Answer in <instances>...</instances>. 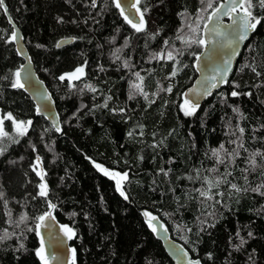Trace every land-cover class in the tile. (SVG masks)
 Segmentation results:
<instances>
[{
	"label": "trees",
	"instance_id": "obj_1",
	"mask_svg": "<svg viewBox=\"0 0 264 264\" xmlns=\"http://www.w3.org/2000/svg\"><path fill=\"white\" fill-rule=\"evenodd\" d=\"M144 3L147 32L135 33L111 0L107 5L97 0L95 7L92 0H5L29 60L51 94L60 133L35 114L22 89L11 86L21 57L11 41L9 18L0 9V77H7L0 79V116L11 113L17 121H32L27 135L16 137L12 122L4 119V130L19 143L0 138V147L7 146L0 156V236L5 230L14 234L0 240V264H41L38 236L28 231L35 229V217L50 211L37 196L41 179L32 170L37 157L38 171L46 172L48 200L56 205L53 216L76 233L69 240L76 264H172L141 209L157 214L171 238L203 264H264V195L252 191L264 184V159L255 158V170L248 163L252 153H264V21L247 41L228 83L186 116L182 93L196 77L195 58L203 47H189L175 37L182 27L181 35H193L186 25L203 5L200 0ZM211 11L202 14L205 19ZM182 12L189 14L187 20ZM255 14L264 11L257 8ZM202 27L203 22L201 38ZM157 32L155 39L148 35ZM69 38L68 45L56 47ZM118 48L119 60L113 55ZM162 49L181 54L175 61L155 58ZM78 67L84 68L79 79H59ZM136 72L144 77L147 99L140 94L129 99L130 83L139 82ZM168 87L170 93L159 90ZM233 90L252 95L232 97ZM95 164L128 174L122 183L128 199ZM206 180L221 181L210 190L213 199L200 196L209 191ZM232 184L242 190H233ZM22 214L28 220L17 227ZM241 238L247 242L237 250ZM21 242L24 248L17 251Z\"/></svg>",
	"mask_w": 264,
	"mask_h": 264
},
{
	"label": "snow or ice",
	"instance_id": "obj_2",
	"mask_svg": "<svg viewBox=\"0 0 264 264\" xmlns=\"http://www.w3.org/2000/svg\"><path fill=\"white\" fill-rule=\"evenodd\" d=\"M69 3H71V0H68ZM162 2V0H161ZM97 3V0H92V7H95ZM112 5L119 10L120 16L123 18L124 22L128 24L131 29L134 30L135 33H141V32H147V21L145 20V14L148 11V6L146 3H144V0H132V2L129 4L128 0H111ZM201 5L203 7L199 8L197 12L195 13V18L192 22L187 23V27L190 30V32L193 34L192 36H183L181 33L184 31V28H180L176 33V40H179L181 43L191 47V45L196 44L199 47L208 48L209 43L204 38L199 37L200 33V24L203 22V28L208 33L209 36L215 38L214 42L216 47L218 48H227L230 49V52L226 57H221L222 60V66L215 69L214 73L210 77H206L205 80V86H203L201 89H196L192 93V98H185L183 100V103L181 105V110L184 112L186 116L194 115L196 110L199 108V98L202 96L211 95L212 89H215L218 87L219 84H225L228 83V74L231 71L232 68V57L239 54V48L241 42L245 41L248 38V35L250 32H254L257 29V26L264 21V15H256L255 11L258 8L261 11H264V0H225L223 4H219L218 6L214 7L215 0H200ZM143 4V8L141 5ZM105 5H107V0H105ZM0 9H3L4 13H8V9L5 5V0H0ZM132 9H135V12H132ZM208 9H211V13L207 15L206 19L202 15L203 13H206ZM127 11V14H126ZM181 17L185 18L187 20L188 13L182 12L179 14ZM139 17L137 20L136 17ZM223 16H228L229 19H231L232 24L227 26L229 31H225L224 28L221 25V18ZM9 20H11V17H9ZM58 22L63 23L64 21L61 18H58ZM75 23V21H73ZM209 25H212L211 28H209ZM150 38L155 39V36L158 35V32L155 34H148ZM23 39L22 36H19V34L16 31H13L11 33V41H16L17 39ZM75 39V38H73ZM223 41H226L224 43ZM64 41H59L56 44V47H61L63 45ZM125 46H128V40H125ZM37 47H42L41 45H37ZM169 47V40L164 41V48ZM120 52V49H116V51L113 53L115 56V59L119 60L120 56L118 53ZM180 51L176 50V55H180ZM176 55L173 54V51H167L166 53L162 49L160 53H154V57L157 59H167L168 61H175ZM216 51L215 49L213 52L206 57L207 60H214L216 58ZM197 61H199L201 58L197 56ZM124 66L129 67V63L127 60L124 61ZM243 67H251V71L255 73L257 77L261 76L262 74L256 70L255 66L250 65H244ZM23 69L17 70L13 73L15 79L12 82L11 86L16 89H23L25 87V84L21 82V71ZM84 74V68L78 67L76 70L72 73L61 75L59 79L61 81L65 80L66 78L71 82L72 80L79 79ZM137 82L130 83V94L129 99L134 98L135 94H140L145 97V99L148 98V94L144 91L143 87V81L144 77L140 75L139 72H136L135 74ZM177 75V69L174 68L171 76L174 77ZM30 78V77H29ZM0 79H7V77H0ZM86 87L89 88L91 91H96L94 88H92L91 85H86ZM232 87L234 89L239 88L238 84H235L233 82ZM160 91H167L171 92L172 88L168 87L167 89H159ZM187 96L188 94H184ZM230 95L232 97H238L240 95H247L251 96V92L246 93H240L236 90L231 91ZM44 99L50 100V96L43 97ZM110 99V97H109ZM154 102V101H152ZM103 107H107V101H105V104ZM37 114H44L46 111V106L44 105H38L37 106ZM123 111V110H121ZM234 112H239L238 108L233 109ZM5 119L10 120L12 122V125L15 129V135L16 137H24L27 135L29 127L32 125V121H17L13 118L11 113H8ZM56 127L57 131H60L59 126L54 125ZM240 133L243 134L244 129H239ZM129 135L131 136L132 133L130 132ZM0 138H8L13 143H19V139H16L13 136H10L9 132L4 130V119H0ZM242 147V145H241ZM7 146L0 147V156L4 154L6 151ZM221 149L224 148L223 144L220 146ZM245 151H247L245 149ZM214 155H216V151L213 152ZM238 155V153H237ZM260 156L262 159H264V153H261L259 151L252 153L251 158L249 159L248 163L250 167L255 170V168L258 166L256 162V157ZM222 160H218V163H222ZM95 167L102 172L104 175L108 176L111 179L116 180V186L117 190L120 192V195L124 197L125 199H128L127 195L121 188L122 181H126L128 179L127 173H119V172H110L108 169L102 167L99 164H95ZM40 168V158L37 157V163L33 167V171L36 172V174L40 177L41 183L37 186L39 188V192L37 193V196L44 198L47 203L48 207L50 209H54L56 207L55 204H53L50 200H48V193L49 189L47 184L44 182V177L46 175V172L43 170H39ZM163 171V169L161 170ZM215 171V169H213ZM167 173H165L166 175ZM189 179H192L191 177ZM206 183L209 185V191H200V196L205 197L206 199H213V196L210 194V190L212 188H218L221 181L217 180L214 184L210 180H206ZM231 188L237 192L241 191L242 189L238 188L237 185L232 184ZM264 188V184L260 185L257 188L252 189V191L258 192L261 195H264V192H261L260 189ZM246 191L247 189H243ZM199 191V190H198ZM216 195H223L222 193H216ZM36 197H33L35 199ZM0 199H3V193H0ZM219 202V201H217ZM7 205V201H5V206ZM8 215H11V212L9 211ZM75 215V213H73ZM145 216L148 217V226L152 229L153 232H156L157 229L153 226L152 221H155L157 218L155 216L150 215L149 213H145ZM37 223L35 226V229H32L31 227L28 228V231H36V235L40 236V229L47 226V223L51 220H54L55 217L52 215V212H45L37 217L34 218ZM28 220V217L24 214H22L19 217V220L16 222V226L19 227L21 223H26ZM11 223V221H9ZM204 221H201V224H204ZM209 227H214V224L208 225ZM60 230L64 233V235L69 239H73L76 235V233L73 231V229L67 225H61ZM204 228H201V231H203ZM166 231V230H165ZM12 235L11 233H8L7 230L4 231V235L0 236V240H4L7 238H10ZM239 235V233H237ZM248 235L251 237L252 233L249 232ZM247 241L241 238L240 245L236 246L237 250H239V247H241L243 244H245ZM24 248V244L21 242L19 248L16 250L19 251L20 249ZM36 255L39 257L41 264H49L50 259L51 260H59L58 255H53L46 251L45 248V240L43 237L40 239V247L36 250ZM76 257V250L72 249V264H76L75 261ZM188 258V253L186 251H183L181 259ZM209 258H211V254H209ZM187 264H200L199 260H192L190 258L187 259Z\"/></svg>",
	"mask_w": 264,
	"mask_h": 264
},
{
	"label": "water",
	"instance_id": "obj_3",
	"mask_svg": "<svg viewBox=\"0 0 264 264\" xmlns=\"http://www.w3.org/2000/svg\"><path fill=\"white\" fill-rule=\"evenodd\" d=\"M132 0H128V3L130 4ZM225 0L220 1L219 4H223ZM218 4V5H219ZM217 5V6H218ZM132 12H135V9H132ZM127 14V11H126ZM6 16H8L6 14ZM9 18V16H8ZM136 19L138 20L139 17L137 16ZM10 26L14 31H16L19 36L21 35V30L18 29L13 23L12 20L8 21ZM232 24L231 19H229L228 16H223L221 18V25L224 28V30L227 32L229 31L228 27L229 25ZM212 25H209V28H211ZM254 32H250L248 35V38L241 42L240 48H239V54L232 57V68L231 71L228 74L227 79L229 80L230 77H232L234 73V68L235 64H237L238 57L241 54V52L244 50L247 41L249 38H251L252 34ZM201 34L202 38H204L206 41H208L209 46L208 48H202L200 52H198L197 56H199L201 59L197 61V56L195 58V66H194V71L196 72V77L195 79L192 80L191 84L188 85V87L185 89V91L182 93V98H192V93L196 89H201L203 86H205V80L206 77H210L213 73L214 70L222 66V60L221 57H226L228 53L230 52V49L227 48H218L215 45V38L211 37L208 35V33L204 30L202 27L201 29ZM59 41H64L63 45H68L72 39H60ZM14 42V49L16 54H19L21 57V63L19 65V69H23L21 71V82L25 84V87L22 89L23 92L26 93L28 96L29 101L35 105V108L37 109L38 105H44L46 106V111L44 114H38V116L45 118L48 123L50 124L51 128L56 130V127L54 125L59 126L60 128V118L56 113V107L55 104H53L52 99L47 100L44 99L43 97L45 96H50V92L47 90L46 86L44 85L45 83L38 78L36 74V69L33 66L32 62H30V57L29 54H27L26 48H25V43L23 39H17ZM226 43V41H223ZM62 45V46H63ZM215 49L217 55L214 60H207L206 57H208L213 50ZM30 77V78H29ZM225 84H219L217 88L212 89V92L218 91L221 88H223ZM184 94H188L185 96ZM209 96H202L199 98V104L205 102ZM35 109V114H37V111ZM57 131V130H56ZM61 131V129H60ZM60 131H57L60 133ZM42 170V168H41ZM52 209H50V212ZM49 212V211H48ZM140 215H142L144 222L148 224V217L145 216V213H148L144 211V209L139 210ZM150 214V213H149ZM53 215V214H52ZM152 216H155L157 219L155 221H152L153 226L157 229L156 232H153L152 234L154 237L161 243V248L162 250L168 255L169 259L171 260L172 264H187V259L190 258L192 260H198L197 258L193 257L189 251H187L181 242L176 241L175 239L171 238L170 235V230L166 225H164L161 221V219L157 216V214H150ZM61 228V223H59L56 218L54 220H51L47 223L46 227L41 228L40 231V236H38L39 239V244H40V239L41 237L44 238L45 240V248L46 251L53 254V255H58L59 260H51L49 261V264H71L72 261V252H71V247L69 243V239L64 235V233L60 230ZM166 230V231H165ZM183 251H186L188 253V258L181 259ZM200 264H203L200 262Z\"/></svg>",
	"mask_w": 264,
	"mask_h": 264
},
{
	"label": "rangeland",
	"instance_id": "obj_4",
	"mask_svg": "<svg viewBox=\"0 0 264 264\" xmlns=\"http://www.w3.org/2000/svg\"><path fill=\"white\" fill-rule=\"evenodd\" d=\"M210 14V13H209ZM208 14V15H209ZM0 119H5V118H2L1 116H0ZM102 166V165H101ZM103 167V166H102ZM105 168V167H104ZM110 171V170H109ZM110 172H115V171H110ZM102 173V172H101ZM106 176V175H105ZM108 177V176H107ZM109 178V177H108ZM112 180H114V179H112ZM115 181V187H116V189H117V186H116V180H114ZM122 183H124V181H122ZM122 183H121V188H122Z\"/></svg>",
	"mask_w": 264,
	"mask_h": 264
}]
</instances>
